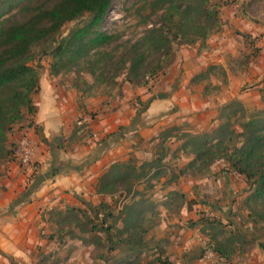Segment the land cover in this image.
I'll return each mask as SVG.
<instances>
[{"label": "rangeland", "instance_id": "1", "mask_svg": "<svg viewBox=\"0 0 264 264\" xmlns=\"http://www.w3.org/2000/svg\"><path fill=\"white\" fill-rule=\"evenodd\" d=\"M175 1L182 13L170 19L166 14L170 0H114L98 27L111 35L110 42L95 47L76 65L58 73L52 71L50 51L57 39L86 22L88 13L66 22L58 34L37 43L28 53L27 62L36 71L39 84L42 81L68 97L69 109L75 117L72 139L78 137L87 144L88 139L96 137L90 123L102 114L115 117L120 113L118 109L123 115L131 114L127 116L128 121L107 137L140 128V123L148 132L126 153L130 157L126 168L105 169L84 199L66 190L71 193L70 199L65 196L56 201L47 199L37 206L39 217L34 224L37 229L32 231L27 264H160L156 258L170 264L173 241L170 228L165 232V224L172 218L167 213L183 218V224L175 222L179 225V238L181 227L193 228L189 225L199 213L225 223L223 232L210 230L203 236L200 247L190 248L185 252L186 257L181 256L183 260L195 263L203 258L206 264H246L249 255L264 246V191L256 197L254 180L248 181L230 169L227 156L211 163L198 158L191 151L193 144L187 136L188 129L190 134L211 133L226 121L230 129L239 132L241 125L256 111L263 112L255 118L256 126L264 130V93L261 95L263 106L259 109L245 107L242 102L244 110H236L235 106L224 108L237 100L236 92H248L251 80H246L249 71L244 68L249 58L253 63L264 62V52L259 48L258 53L256 47L261 43L259 36L264 35V0ZM190 2L196 7L208 4L216 8L218 24L209 28L210 23L197 9L185 16L183 11ZM2 15L0 20L21 18L18 6L5 10ZM255 28L258 30L255 41L248 36L243 40L241 35L252 37L248 31L254 32ZM205 31L207 36L193 43L186 42V35L195 37ZM158 35H166L173 41L172 56L154 51V37ZM134 53L142 54L143 59L138 71L129 73L128 60L123 63V56L132 57ZM173 95L176 100L168 107L160 105L166 107L158 110L160 114L150 112L146 116L151 100L159 96L161 102L167 103L165 98ZM41 97L39 85L32 94L36 112ZM188 107H195V112H200L199 108L216 113V116L208 121L202 118L189 126L187 118L182 119L184 114H189ZM36 112L22 108V118L12 125L2 144L0 204L12 190L11 201L16 203L38 175L31 174L16 156L19 140L26 137L34 142L38 171L41 162L36 153H41V145L48 152L40 137V126L34 121ZM153 126L157 128L151 134L148 129ZM61 135L66 139L65 134ZM107 137H97L99 141L85 157L96 152L97 145ZM49 139L53 138L49 136ZM241 141L242 136L236 133L227 145H240ZM75 148L62 142L60 153ZM155 160L159 165H154ZM107 170L109 173L104 175ZM23 203L15 206V213ZM186 209L192 214H182ZM200 223L203 225V221ZM228 236L235 237L234 253L231 260L225 261L216 257L213 246L215 239ZM19 261L9 260V264H23Z\"/></svg>", "mask_w": 264, "mask_h": 264}, {"label": "trees", "instance_id": "2", "mask_svg": "<svg viewBox=\"0 0 264 264\" xmlns=\"http://www.w3.org/2000/svg\"><path fill=\"white\" fill-rule=\"evenodd\" d=\"M113 1L0 0V16H3L5 10L14 6H18L21 15L20 20L11 21L6 18L0 20V150L3 149L2 144L6 141L7 133L12 125L22 118L21 109L25 108L30 113L36 112L32 94L39 89V77L27 62V55L31 48L47 38L54 37L66 22L88 13V20L81 25L77 24L66 35L57 39L50 51L51 67L54 73L76 65L92 49L109 43L112 39L111 35L102 32L98 27L110 10ZM207 1L203 0L205 3ZM195 9L203 13L207 22L210 23L209 28L218 24V10L208 4L196 7L190 2L183 12L187 16ZM166 10L170 19L182 13L180 4L175 0H170ZM206 34L205 31L203 35H195V37L186 35V42L193 43L196 39L207 36ZM243 36L247 37V34ZM172 42L168 36L158 35L154 37V51L170 57L173 55ZM142 59V54L134 53L132 57L129 54L123 56V63L128 60L126 61L128 72L135 73L140 68ZM233 106L236 110H244V106L238 100L231 101L224 108ZM261 113L263 112L251 113L247 121L241 125L239 132L230 129V123L226 121L219 124L211 133L187 134L193 144L191 151L196 153L198 158L211 163L227 156V165L230 169L237 171L248 181L254 180L256 186L253 194L256 197L264 191V130L256 126L257 119L255 118V115ZM236 133L242 136L243 141L240 145L229 147L227 143ZM212 141L214 142L211 145ZM155 161L154 165H159V161ZM126 166V163L116 162L109 168L111 171L121 167L126 168ZM107 173L109 170L104 175ZM201 217L204 218L200 220L199 217L198 221H203L200 228L202 233L208 234L210 230L220 232L225 230V223L221 219L209 217L206 213H201ZM213 236L215 237L216 234L213 233ZM234 242V236L215 239L213 251L218 257L229 261L234 253ZM132 246L135 245L132 244ZM156 261L166 264L160 258H156Z\"/></svg>", "mask_w": 264, "mask_h": 264}, {"label": "crops", "instance_id": "3", "mask_svg": "<svg viewBox=\"0 0 264 264\" xmlns=\"http://www.w3.org/2000/svg\"><path fill=\"white\" fill-rule=\"evenodd\" d=\"M256 31H258L256 28L254 32L248 31L249 34H253L252 37L247 35L253 42L255 41V39L253 40L254 35L257 34ZM241 36L244 40V36ZM259 39V42H261L260 45H255L258 48V53L259 48L264 52V35H260ZM247 45H249V43H247ZM244 69H248L249 72L246 80L248 82L251 80V82L248 85V92L243 94L236 92V99L242 102L245 107L259 109L263 106L261 95L264 93V62L253 63L249 58ZM39 85L42 97L37 106L34 121L40 126V137L43 143L47 145L48 152L42 149V145L40 146L41 153H36L37 160L41 162L40 170L37 172L38 175L34 183L28 186V190L22 197L17 199L16 203L11 201L14 195L12 190V192L10 191L5 197L4 203L0 204L1 264H9V260H20L23 264L28 263L30 259L28 249H30L31 246L32 231L33 229H37L34 224L38 222L36 217H39V215H37V206L42 205L47 199L56 201V199L59 200L63 196L70 199L71 193H66V190H70L72 194L78 193L79 198L84 199L91 193V188H93V185L95 186L97 184V177H99L105 169L110 167L113 163H126V161L129 160L130 157H128L129 155L126 153L132 150V144L136 146L140 137L147 131L146 129H142L143 124L140 123V128H134L128 133L125 132L126 130L124 132L121 131L117 135L112 134L111 137H107L114 129L124 124L125 121H128L127 116L131 114V112H128V115H123L121 109H118L120 113L115 117H113V114V118L107 117L106 114H102L90 123L91 132L96 135V137L88 139L87 144L80 142L78 137L72 139V122L75 117L74 112H71L69 109L70 101L68 97H65L61 92L59 93L56 90H52L51 86H47L46 83L43 84L42 81H40ZM161 99L162 97L158 96L150 101L146 116H148L150 112H152V114H160L161 111L158 110H163L165 107V105L161 107L160 105L166 104L168 107V104L176 100L175 95L166 97L167 103L161 102ZM211 104L216 106V102H212ZM195 109V107H188L186 110L189 114H184L182 118H187L186 120L189 126L195 125V123L202 118L204 121H208L211 117L216 116V113H210L199 108L198 110H200V112H195ZM192 112L193 114L191 115L190 113ZM119 114L121 115L119 116ZM142 118H144L143 114ZM156 128L157 126H153L148 130L151 134H154V129ZM187 131L189 133L191 132L189 129ZM61 134H65L66 139L61 138ZM49 136L53 139H49ZM102 136L107 138L97 145L96 152L93 151V153L86 158L85 155L93 148L95 143L99 141L97 137ZM62 142L64 144L69 143V145L77 146V148L68 149L60 153ZM49 156H51L50 159ZM25 201L28 203L25 204ZM22 202H24L23 205L18 207L19 210L17 209L18 211L16 210L15 213V206H19ZM5 204L8 206H5ZM201 204L203 207L204 203L201 202ZM219 208L218 206L217 209L219 210ZM183 213L192 214V211L188 212L186 209L182 214ZM166 215L172 218L171 220H166L167 223L165 224V232L170 228V234H172L171 240L173 241L172 248L170 249L172 254L169 257V260H172L170 264H206L203 258H198L195 260V263L191 260H183L184 258H181L182 255L186 257L185 252L190 250V248L195 246L200 247L204 242L201 240L205 234L201 232L200 228L202 224L198 221L201 214H195L196 219H194V223L189 225L193 228L186 226L181 227V238H179L177 231L179 229L178 224H183V218L175 216L173 213H167ZM175 222H178V224H175ZM168 225H170V227ZM197 236H199L198 239L196 238ZM3 255L8 258L5 256L3 257ZM216 257L222 260L218 255ZM245 262L246 264H264V246L259 250L253 251Z\"/></svg>", "mask_w": 264, "mask_h": 264}, {"label": "built area", "instance_id": "4", "mask_svg": "<svg viewBox=\"0 0 264 264\" xmlns=\"http://www.w3.org/2000/svg\"><path fill=\"white\" fill-rule=\"evenodd\" d=\"M15 154L21 164L26 167L31 174L37 173L38 165L35 163L34 142L26 137H23L18 142V147Z\"/></svg>", "mask_w": 264, "mask_h": 264}]
</instances>
